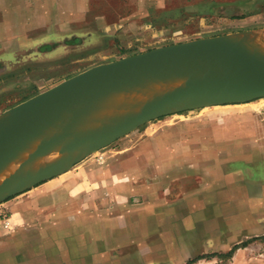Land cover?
Wrapping results in <instances>:
<instances>
[{
  "label": "rangeland",
  "instance_id": "1",
  "mask_svg": "<svg viewBox=\"0 0 264 264\" xmlns=\"http://www.w3.org/2000/svg\"><path fill=\"white\" fill-rule=\"evenodd\" d=\"M128 4L132 5L126 11L135 16L127 27L129 45L126 47L113 31L106 29L107 33H103L93 27L61 32L32 49L25 46L23 49L17 40L0 39V116L100 64L158 47L264 30V0H152L149 4H165L166 8L147 10L134 8L135 3ZM74 33H80L77 36L82 43L74 41L77 38ZM44 44H49V49H42ZM139 160L146 164L157 162L161 166L165 161L175 162L186 176L203 178L204 190L208 188L207 180H219V245L225 244L228 248L221 249V246L217 252L204 253L198 237L215 242L217 234L186 232L181 237L188 239L187 245L178 244L175 249L177 244L173 241L167 250L172 259L180 255L183 259L188 257L181 264L191 260H194L192 264H264V99L174 112L148 122L83 158L65 173L1 201L0 227L9 228L6 220L10 210L5 204L28 198L25 194H124L125 191L116 192L112 186L123 178L126 181L120 182H133L132 173L137 171L135 163ZM171 173L178 176L179 170L172 168ZM229 195L235 196L233 203L228 201ZM204 196L206 212L210 209L206 191ZM196 219L207 223L211 218ZM100 226L94 225L95 237L103 231ZM6 230L5 235L0 236V264H4V259L8 264H42L46 257L57 264H68L71 257H76L74 261L81 260L80 253L86 249L82 237L80 239L83 229L79 227L71 232L45 233L44 239L54 243L45 249L41 248V235L33 224L21 231ZM56 235L59 240L53 242ZM9 237L11 245H4V239ZM109 242L107 245L103 239L101 247L109 246ZM156 260V264H162L159 256ZM146 261L148 258L142 259L140 264Z\"/></svg>",
  "mask_w": 264,
  "mask_h": 264
},
{
  "label": "crops",
  "instance_id": "2",
  "mask_svg": "<svg viewBox=\"0 0 264 264\" xmlns=\"http://www.w3.org/2000/svg\"><path fill=\"white\" fill-rule=\"evenodd\" d=\"M149 1L152 0H0V39L17 40L23 49H32L61 32L93 27L103 33H107L106 29L113 31L126 47L129 45L127 27L135 16L126 11L132 5L128 3H135L133 7L138 10L166 8L165 4H149ZM79 34H73L77 37L76 43H82ZM49 47L44 44L42 49ZM135 167L133 182H120L126 181L123 178L112 186L116 192L125 191L124 194L33 193L25 194L28 198L8 201L5 205L10 210L6 220L9 228L0 227V236L5 235L6 229L21 231L33 224L41 235V248L45 249L50 244L44 239L45 233L71 232L74 227H79L83 229L80 239L82 237L87 251L80 253L81 260L74 261L76 257H71L68 264H140L146 258L148 261L143 264H156L157 256L162 259V264L185 263L188 257L183 259L180 255L172 259L167 250L173 241L177 244L175 249L178 244L187 245L188 239L181 237L186 232L217 234L215 242L198 237L204 253L217 252L221 246V249L228 248L225 244L219 245L218 179L207 180L208 188L204 190L203 178L186 176L175 162L165 161L161 166L157 162L146 164L139 160ZM175 167L179 170L178 176L170 175V170ZM158 173L163 176L157 177ZM205 191L210 206L206 212L202 201ZM186 195L191 196L186 198ZM234 200L235 196L229 195L228 201L233 203ZM203 216L211 219L207 223L196 219ZM94 225H101L103 231L99 237L93 235ZM103 239L107 245L110 241V245L101 247ZM53 240H59L57 235ZM11 241V237L4 239V245H11ZM3 263L9 262L4 259ZM42 264H57V261L46 257Z\"/></svg>",
  "mask_w": 264,
  "mask_h": 264
},
{
  "label": "water",
  "instance_id": "3",
  "mask_svg": "<svg viewBox=\"0 0 264 264\" xmlns=\"http://www.w3.org/2000/svg\"><path fill=\"white\" fill-rule=\"evenodd\" d=\"M249 32L158 47L100 64L4 112L0 116V169L37 140L39 144L25 156V163L55 150L61 156L23 176L5 178L0 182V202L65 173L83 158L161 116L264 99V63L256 65L225 41L228 36ZM199 64H209L216 72L205 76ZM184 68L193 73L195 81L144 104L138 116L112 126L105 137L81 131L88 104L140 80L167 77Z\"/></svg>",
  "mask_w": 264,
  "mask_h": 264
},
{
  "label": "bare ground",
  "instance_id": "4",
  "mask_svg": "<svg viewBox=\"0 0 264 264\" xmlns=\"http://www.w3.org/2000/svg\"><path fill=\"white\" fill-rule=\"evenodd\" d=\"M225 41L250 57L256 65L264 63V30L228 36ZM199 66L205 76H211L216 72L209 64H199ZM193 81H195L193 73L184 68L174 75L156 79L146 78L134 86L116 89L84 108L85 122L81 131L103 138L112 126L138 116L144 104ZM39 142L40 140H37L26 146L0 169V182L12 174L23 176L28 171L43 168L61 156V152L55 150L33 163H25V156Z\"/></svg>",
  "mask_w": 264,
  "mask_h": 264
},
{
  "label": "trees",
  "instance_id": "5",
  "mask_svg": "<svg viewBox=\"0 0 264 264\" xmlns=\"http://www.w3.org/2000/svg\"><path fill=\"white\" fill-rule=\"evenodd\" d=\"M193 262H194V260H193V261L191 260V261H189V263H187V264H192Z\"/></svg>",
  "mask_w": 264,
  "mask_h": 264
}]
</instances>
